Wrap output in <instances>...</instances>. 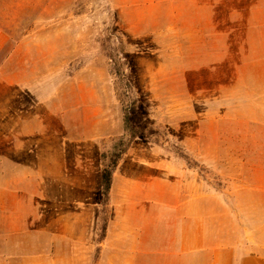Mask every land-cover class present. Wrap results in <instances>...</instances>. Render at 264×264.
Instances as JSON below:
<instances>
[{"label":"rangeland","instance_id":"rangeland-1","mask_svg":"<svg viewBox=\"0 0 264 264\" xmlns=\"http://www.w3.org/2000/svg\"><path fill=\"white\" fill-rule=\"evenodd\" d=\"M0 28V264L37 254L42 210L70 196L97 242L115 151L112 179L225 196L264 172V0H0ZM132 102L149 140L125 128ZM83 257L96 264L98 243Z\"/></svg>","mask_w":264,"mask_h":264},{"label":"crops","instance_id":"crops-1","mask_svg":"<svg viewBox=\"0 0 264 264\" xmlns=\"http://www.w3.org/2000/svg\"><path fill=\"white\" fill-rule=\"evenodd\" d=\"M7 42L0 28V53ZM253 174L236 192L229 185L228 196L204 193L193 181L181 188L147 174H119L108 194L112 215L96 264H264V228L257 223L264 219V172ZM4 193V214L22 219V202L7 210ZM70 197L67 206L45 205L39 234L49 241L37 254L19 256L18 264H87L82 254L97 243V220ZM17 198H24L22 191Z\"/></svg>","mask_w":264,"mask_h":264},{"label":"trees","instance_id":"trees-1","mask_svg":"<svg viewBox=\"0 0 264 264\" xmlns=\"http://www.w3.org/2000/svg\"><path fill=\"white\" fill-rule=\"evenodd\" d=\"M124 125L131 139L139 138L143 140H149L150 134L148 133L149 134L148 135L145 132V127L143 126L141 121L139 108L138 106L135 105V103H133L130 107L129 106L126 107V111L124 114ZM125 151L126 149L124 148L112 153L109 164L105 165L102 169V174H101L102 196L104 197L105 200H107L111 188L113 172L117 167L118 162L120 161ZM104 232H105V225H103L101 228V236L97 240L98 244L103 239Z\"/></svg>","mask_w":264,"mask_h":264}]
</instances>
